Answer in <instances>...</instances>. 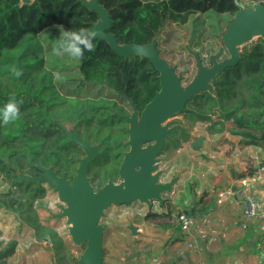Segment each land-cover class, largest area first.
<instances>
[{
    "label": "trees",
    "instance_id": "obj_1",
    "mask_svg": "<svg viewBox=\"0 0 264 264\" xmlns=\"http://www.w3.org/2000/svg\"><path fill=\"white\" fill-rule=\"evenodd\" d=\"M248 1L264 4V0ZM99 4L109 12L110 32L121 45L150 44L168 25L186 24L193 14L216 20L208 26L209 33L221 39L219 27L223 34L241 10L235 0H99ZM98 21V13L80 0H0V107L12 96L23 100L21 118L0 126V177L8 185L0 193V210L13 214L35 237L49 236L57 264H76L79 256L40 218L36 204L44 197L43 184L22 175L38 176L40 167L53 168L72 182L78 159L86 155L71 140L72 130L98 147L99 154L89 165L94 187L118 182L124 153L129 151V124L124 116L132 112L131 102L141 112L161 90L159 73L149 60L124 59L99 39L93 41L95 51L85 52L81 60L64 55L73 66L70 82L54 78L56 67L48 56L62 32L92 30ZM209 56L212 59L213 54ZM228 56L223 47L220 59ZM13 65L23 71L18 79L9 71ZM177 116L193 126L201 123L209 136L228 131L247 146L261 145L264 37L248 43L239 63L223 70L212 90L196 94ZM171 137L175 145L192 140L194 151H200L206 140L205 135L192 137L181 121ZM1 236L0 231V264H9L19 242L15 238L5 242Z\"/></svg>",
    "mask_w": 264,
    "mask_h": 264
},
{
    "label": "water",
    "instance_id": "obj_2",
    "mask_svg": "<svg viewBox=\"0 0 264 264\" xmlns=\"http://www.w3.org/2000/svg\"><path fill=\"white\" fill-rule=\"evenodd\" d=\"M80 1L99 15V21L92 29L98 33L95 39L105 41L124 59L140 57L149 60L159 73L161 90L141 112L131 102V115L124 116L129 124V151L124 153L119 169V184L110 180L103 187H94L93 179L89 176V165L98 156V147L80 139L72 130H69L71 140L86 154L78 159L76 176L72 182L66 175L59 176L53 168L43 167L39 168L42 175H22V178L37 181L58 194L63 206L57 217L67 220L74 244L84 245L76 264H104L105 230L101 222L106 212L112 207L136 203L145 205L150 212L158 206H164L180 179L176 176L164 180L161 167V157L169 149L171 135L178 123L173 120L186 111L188 103L196 94L212 90V84L223 70L239 63L242 49L248 43L264 37V4L255 3L253 7H244L239 0H235L241 10L222 34L223 45L229 56L218 60L213 55L209 66L203 65L202 59L196 56L197 73L184 86L183 77L178 75L177 69L161 56L158 40L146 45H121L110 32L112 21L109 12L99 4V0ZM129 230L133 234L137 232L134 225H130ZM42 240L51 242L49 236ZM189 256L185 253L181 258L186 260Z\"/></svg>",
    "mask_w": 264,
    "mask_h": 264
},
{
    "label": "crops",
    "instance_id": "obj_3",
    "mask_svg": "<svg viewBox=\"0 0 264 264\" xmlns=\"http://www.w3.org/2000/svg\"><path fill=\"white\" fill-rule=\"evenodd\" d=\"M201 135L206 136L203 148L194 151L190 144L193 156L186 160L190 166L179 176L184 180L174 187L175 197H168L164 206L152 212L145 205L133 204L130 213L129 207L121 206L119 208L128 210L104 216L102 225L105 220L115 221L116 218L131 220L124 229L115 227L112 222H108V227L103 225L104 264H224L226 261L264 264V233L259 230L256 219L248 221L246 230L241 229V210L236 196L241 181L251 173L250 162L257 158L264 165V141L259 146H247L228 131L220 135L209 136L205 132ZM166 156L161 157L162 164ZM251 193L261 201L264 211V180L252 185ZM181 210L197 216L188 235L181 233L176 220ZM130 225L136 227V234L129 230ZM32 235L35 236L34 232ZM187 239L201 246V256L188 251L185 253L189 258H181L183 254L178 252V245ZM42 241L49 244L52 264H57L52 243Z\"/></svg>",
    "mask_w": 264,
    "mask_h": 264
},
{
    "label": "rangeland",
    "instance_id": "obj_4",
    "mask_svg": "<svg viewBox=\"0 0 264 264\" xmlns=\"http://www.w3.org/2000/svg\"><path fill=\"white\" fill-rule=\"evenodd\" d=\"M84 1L89 2L91 0ZM242 5L244 7L254 6L249 5L248 0H244ZM211 23L216 24L217 21H210V19L203 14H193L190 16L186 24L179 25L173 23L168 25L158 40L161 56L171 66L177 69L178 75L183 77L184 86H187L194 79L197 73L196 56L203 59V65L206 66L211 64V55L209 56V52L216 55L218 60H220L219 53L224 47L222 40L223 29H221V26L218 29V34L221 36V39L212 36L209 33L210 29L208 27ZM48 58L56 67L54 73H59L60 78L57 79V81L60 83L70 82L73 78V66H71L68 60H66V56H56L54 53H51ZM174 119L175 120L173 121H181L182 124L189 130L192 137L204 133L205 126L201 123H196L193 126L190 123L185 122L183 116H178ZM191 142L192 140L189 142H182L180 145H175V142L173 141L169 144V149H167L164 153L168 156L164 158V165L162 164L164 178L166 181L167 178L171 179V177H174L173 169L179 171L177 176H181L182 172L186 170V167L190 166L186 160L193 156L192 152L189 150L191 149ZM226 154L229 156L231 155V152L228 151ZM194 166L197 168V163H195ZM167 172L170 174L168 175ZM180 180H184V177H180ZM119 183L120 181L117 182V184ZM42 188L45 191L44 197L36 204L40 218L44 223L53 227L58 235L67 242L69 249L75 256H79L83 252L84 245L74 244L69 234V225L67 224V220L62 218L59 219L57 217V215L61 213V207L63 206L62 202L59 200L58 194L46 185H42ZM7 189L8 185L4 183L0 177V193L7 191ZM136 204L143 205L140 203ZM132 205L133 204L127 206L129 207V213L133 211ZM120 210L126 211L128 209L112 207L106 212V215L107 213L110 214L113 211ZM130 221L131 220L128 218H116L115 221L105 220L103 225L108 227V222H112L115 227L124 229L126 224ZM0 231L2 232L1 239L5 242L14 238L19 241L17 249L19 252L17 254L16 251L15 255L17 256L8 260L9 264L53 263V254H51L49 244H44L42 239L37 237L35 238V236L32 235L33 231H30V229L21 225L13 214L4 209L0 210Z\"/></svg>",
    "mask_w": 264,
    "mask_h": 264
},
{
    "label": "built area",
    "instance_id": "obj_5",
    "mask_svg": "<svg viewBox=\"0 0 264 264\" xmlns=\"http://www.w3.org/2000/svg\"><path fill=\"white\" fill-rule=\"evenodd\" d=\"M248 168L251 173L241 181L240 186L236 191L238 204L241 210V229L246 230L248 228V221L256 219L258 221L259 230L264 233V211H262V203L251 193L252 185L264 180V165H262L257 158H255V160L250 162ZM173 171V176L176 177L178 170L173 169ZM167 179L170 180V178ZM175 196L176 193L173 190L171 197ZM176 220L181 233L183 235H188L197 222V216L192 213H185L181 210L180 213H178ZM188 251H193L199 256L203 253L201 246H199L198 243L192 239L181 241L178 245V252L180 254H184ZM224 264L230 263L226 261Z\"/></svg>",
    "mask_w": 264,
    "mask_h": 264
},
{
    "label": "clouds",
    "instance_id": "obj_6",
    "mask_svg": "<svg viewBox=\"0 0 264 264\" xmlns=\"http://www.w3.org/2000/svg\"><path fill=\"white\" fill-rule=\"evenodd\" d=\"M98 33L87 28L63 31L53 46L56 56L67 55L72 59L81 60L85 52H94L96 45L93 43ZM9 71L17 79L23 75V71L16 66H11ZM54 78L59 79V73H54ZM23 100H17L12 96L0 107V126H8L21 118L20 108Z\"/></svg>",
    "mask_w": 264,
    "mask_h": 264
}]
</instances>
